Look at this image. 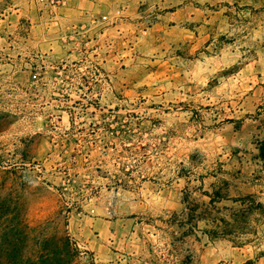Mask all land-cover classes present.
Segmentation results:
<instances>
[{
  "label": "rangeland",
  "instance_id": "obj_1",
  "mask_svg": "<svg viewBox=\"0 0 264 264\" xmlns=\"http://www.w3.org/2000/svg\"><path fill=\"white\" fill-rule=\"evenodd\" d=\"M162 1L44 63L0 0V264H264V0Z\"/></svg>",
  "mask_w": 264,
  "mask_h": 264
},
{
  "label": "crops",
  "instance_id": "obj_2",
  "mask_svg": "<svg viewBox=\"0 0 264 264\" xmlns=\"http://www.w3.org/2000/svg\"><path fill=\"white\" fill-rule=\"evenodd\" d=\"M21 1L24 3L19 6L16 4L13 11L3 14L1 20L6 21L4 26L8 31L14 32L25 28L26 52L40 53L44 63L46 62L44 56L47 57V53L59 52L62 56V53L71 48L72 44L67 39L73 37L70 36L72 33L98 28H101L105 34L112 33L118 28L123 32L127 28L125 21L140 17L141 6L145 3V0H65L61 7L55 8L48 1ZM29 2L31 3L29 8H25V3ZM162 2L166 4L168 0ZM197 5L195 0L186 1L176 13L194 18L200 10ZM23 20L26 21L24 25L21 24ZM122 28L124 30H121ZM55 31L56 34L53 33ZM106 224L110 231L109 241L114 244L118 221L108 219ZM99 248H103L102 245L98 246V250ZM107 248L106 245V260L114 264L115 254L109 253ZM98 256L100 255L97 254V258Z\"/></svg>",
  "mask_w": 264,
  "mask_h": 264
},
{
  "label": "trees",
  "instance_id": "obj_3",
  "mask_svg": "<svg viewBox=\"0 0 264 264\" xmlns=\"http://www.w3.org/2000/svg\"><path fill=\"white\" fill-rule=\"evenodd\" d=\"M260 144H261L260 145V155L264 159V139L261 141ZM3 233L5 235L10 234L7 227L3 228ZM17 240H20V239H17ZM18 245L19 244L16 243L15 241L14 242H9V241L7 242L6 250H7L8 257L6 259V264H23L24 263V260L21 259V257H19L16 254H12V251L14 253V251H15L16 247H18ZM35 264H37V262Z\"/></svg>",
  "mask_w": 264,
  "mask_h": 264
},
{
  "label": "built area",
  "instance_id": "obj_4",
  "mask_svg": "<svg viewBox=\"0 0 264 264\" xmlns=\"http://www.w3.org/2000/svg\"><path fill=\"white\" fill-rule=\"evenodd\" d=\"M42 1H48L55 8H57L58 6L64 4V2H65V0H42ZM121 30H124V28H122ZM34 76L36 77L37 76V73H35ZM77 244L81 248L80 243L77 242Z\"/></svg>",
  "mask_w": 264,
  "mask_h": 264
}]
</instances>
